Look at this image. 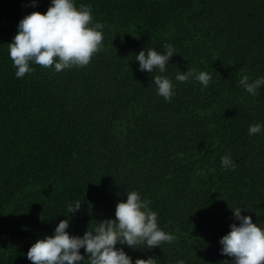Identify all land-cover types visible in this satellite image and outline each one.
Wrapping results in <instances>:
<instances>
[{
	"label": "trees",
	"instance_id": "1",
	"mask_svg": "<svg viewBox=\"0 0 264 264\" xmlns=\"http://www.w3.org/2000/svg\"><path fill=\"white\" fill-rule=\"evenodd\" d=\"M49 2L0 0V264H31L29 247L65 218L67 202L83 203L68 230L82 235L91 221L114 218L133 189L176 238L125 246L133 260L223 264L230 208L264 225V134H248L264 124V87L252 96L239 85L264 76V0H76L103 25L102 50L83 68L33 65L16 78L7 43L24 15ZM165 42L177 50L166 73L171 102L135 61ZM193 67L211 73L206 89L175 81ZM225 154L234 169L222 168Z\"/></svg>",
	"mask_w": 264,
	"mask_h": 264
},
{
	"label": "clouds",
	"instance_id": "2",
	"mask_svg": "<svg viewBox=\"0 0 264 264\" xmlns=\"http://www.w3.org/2000/svg\"><path fill=\"white\" fill-rule=\"evenodd\" d=\"M37 5L38 0H31V7ZM92 13L90 4L77 6L76 0H50L44 13L32 11L24 15L7 43L16 78H24L35 71L33 65L53 69L56 73L88 65L102 50L104 40L103 25L94 20ZM175 55L176 48L168 42L163 44L162 51L144 48L135 55L139 71L155 73L151 83L155 85L156 94L167 102L176 95L173 78L166 74ZM174 79L179 83L194 79L203 90L209 86L212 75L193 67L184 72L179 70ZM239 85L256 96L264 87V76L250 80L244 75ZM248 134H264V124L249 125ZM221 166L232 170L236 165L231 155L225 154L221 157ZM125 194L126 200H119L115 206L114 218L91 221L82 235H73L68 230L83 203L79 200L67 202V214L62 215L65 218L56 224L50 235L45 234L31 244L27 259L31 264H82L85 260L87 264H158L154 255L133 260L125 246L133 250L140 247L151 250L164 243L171 244L176 238L159 226L158 213L149 199L135 189ZM230 210L235 222L218 241L220 254L229 258L223 264H264V225L253 223L251 216L243 215L248 210L242 205ZM174 264H187V261L180 258Z\"/></svg>",
	"mask_w": 264,
	"mask_h": 264
}]
</instances>
